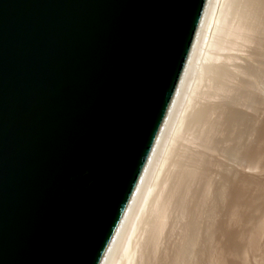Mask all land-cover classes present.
Here are the masks:
<instances>
[{"label":"water","instance_id":"1","mask_svg":"<svg viewBox=\"0 0 264 264\" xmlns=\"http://www.w3.org/2000/svg\"><path fill=\"white\" fill-rule=\"evenodd\" d=\"M207 0H0V264H101Z\"/></svg>","mask_w":264,"mask_h":264},{"label":"rangeland","instance_id":"2","mask_svg":"<svg viewBox=\"0 0 264 264\" xmlns=\"http://www.w3.org/2000/svg\"><path fill=\"white\" fill-rule=\"evenodd\" d=\"M213 2L141 201L126 223L128 234L119 237L122 246H116L107 264H221V258L226 264H264V231L256 248L246 244L249 236L242 239V256L224 251L226 232L245 237L243 209L234 216L227 205L233 184L247 175L264 179V163L245 154V148L259 144L257 129L264 119V18L251 0ZM234 114L238 117L231 121ZM250 186L254 197L257 185ZM262 210L264 204L255 211L258 219Z\"/></svg>","mask_w":264,"mask_h":264},{"label":"bare ground","instance_id":"3","mask_svg":"<svg viewBox=\"0 0 264 264\" xmlns=\"http://www.w3.org/2000/svg\"><path fill=\"white\" fill-rule=\"evenodd\" d=\"M252 1V3H253V6H255V8H256V10H258L259 11V13L261 14V16H263V18H264V13H263V15H262V13H261V11H264V0H251ZM212 2H213V0H207V3H206V6H205V9H204V12H203V15H202V18H201V21H200V24H199V27H198V31H197V33H196V36H195V39H194V42H193V45H192V48H191V51H190V53H189V57H188V59H187V62H186V65H185V68H184V71H183V74H182V76H181V79H180V81H179V84H178V86H177V90H176V92H175V95H174V97H173V100H172V103H171V105H170V108H169V110H168V112H167V116H166V118H165V121H164V123H163V126H162V128H161V130H160V133H159V135H158V138H157V140H156V143H155V145H154V147H153V150H152V152H151V154H150V157H149V159H148V161H147V164H146V166H145V168H144V170H143V173H142V175H141V177H140V180H139V183L137 184V187H136V189H135V192H134V194H133V196H132V198H131V200H130V202H129V204H128V207H127V209H126V211H125V214H124V216H123V218H122V220H121V222H120V224H119V226H118V229H117V231H116V233H115V235H114V237H113V239H112V241H111V243H110V245H109V247H108V249H107V251H106V253H105V255H104V258H103V260H102V262H101V264H107L109 261H110V259H111V257L113 256V254H114V252H115V248H116V246L118 245L117 243L120 241H118V239H119V237L123 234V232L125 233V231L124 230H126L127 229V227L128 226H126V223H127V221H129L128 219H129V217L132 215V211H133V209H134V207H135V205H136V203L138 202V203H140L139 201H141L140 200V195H141V191H142V188H143V186H144V182H145V179H146V176H147V174H148V171H149V168H150V165H151V163H152V161H153V158H154V156H155V153H156V151H157V149H158V146H159V144H160V142L162 141V138H164V133H165V130H166V126H167V124L169 123V120L172 118L171 116H172V114H173V111H174V108H175V105L177 104V102L178 101H180L179 99H181V94H182V90H183V86H184V84H185V80H186V77L188 76V74L190 73V71H191V69H192V63H193V59H194V56H195V53H196V51H197V47L199 46L198 45V43L199 42H201L200 41V39L202 38V36H204L203 35V33H205L204 31H205V29L207 30V19L209 18L208 17V13L210 14V9H211V4H212ZM217 3L219 2V1H216ZM215 2V3H216ZM214 3V2H213ZM216 5V4H215ZM217 6V5H216ZM251 6V5H250ZM254 8V9H255ZM214 11H215V9H214ZM215 14V13H214ZM210 16V15H209ZM214 16V15H213ZM219 16V15H218ZM255 16V15H254ZM208 17V18H207ZM218 19V18H217ZM209 21V20H208ZM213 22V21H212ZM231 24V23H230ZM212 26V25H211ZM262 27V26H261ZM211 28V27H210ZM252 31V30H251ZM230 32V31H229ZM204 39V38H203ZM203 41V40H202ZM206 42V41H205ZM204 42V43H205ZM209 42H210V40H209ZM203 44V43H202ZM199 52V51H198ZM199 55V54H198ZM212 58V57H211ZM196 61V60H195ZM195 68V67H194ZM190 81V80H189ZM189 84V83H188ZM187 86V85H186ZM186 89H187V87H186ZM185 96V95H184ZM180 104L182 103V102H179ZM180 107V106H179ZM178 111V110H177ZM259 112V111H258ZM178 114V113H177ZM199 114V113H198ZM236 114V113H235ZM234 114V116L232 117V119H231V121L233 120V121H236V119H237V115H235ZM197 115V114H196ZM177 116V115H176ZM201 116V114H199L198 115V117H200ZM249 117V116H248ZM175 118V117H174ZM205 118V117H204ZM251 119V118H250ZM259 120V119H258ZM183 121V120H182ZM260 122V123H259ZM259 122H257V123H259L260 124V126H259V129H257V132H258V141H259V144L257 143L258 141H256V143L258 144H256L255 143V148L256 149H253L254 147H249V148H245L246 149V151L249 149V151L248 152H245V154L246 155H248V158H250V159H255V161L257 160V161H259L260 163H264V119H261ZM242 124V123H241ZM258 124V125H259ZM258 125H256L257 127H258ZM235 127V126H234ZM253 128V127H252ZM170 130V129H169ZM252 130V129H251ZM255 130V129H254ZM256 135V134H255ZM254 136V135H253ZM256 136V137H257ZM167 138V137H166ZM249 143V142H248ZM201 147V146H200ZM214 147V146H213ZM216 149V148H215ZM250 149H252V150H250ZM214 150V149H213ZM244 154V153H243ZM246 155H244V158L246 157ZM246 160H247V158H245ZM250 159H248V160H250ZM251 160V161H252ZM254 163V162H253ZM252 170V169H251ZM189 174V173H188ZM252 175V174H251ZM248 177H250V176H246V178H245V176H243V177H241V179L239 180V182L238 183H236L235 182V184H233V187L231 188V189H233L232 190V192H231V190L229 191V193H230V195L228 194V196L230 197L229 199L228 198H226V199H228L227 201H228V204L227 205H229V207H230V209H231V212H233V215H234V213H236V212H238L239 213V211H237V209H240V207H241V209H243V213H242V215H239V216H241V219H240V223H241V225L243 224L244 226V228H243V230H244V233H245V237L243 236V232L242 231H240V232H242V236L244 237H241L240 235H239V233H237V234H235V235H237V236H235L234 234L233 235H231L230 233L229 234H227V232H226V234H227V236H226V234H224L225 235V240L227 239V242L225 241V243L226 244H224V251L225 252H228L227 254H235V255H238V256H240L239 255V253H240V248H241V246L243 245V246H245V243L244 244H242L243 242H246L244 239L246 238V235L247 236H249L248 238H249V240H248V242L250 243V244H248V243H246L248 246H251V249H253V248H256L257 246H258V243H259V240H260V238L259 237H261L260 235H262V231H264V216L263 217H261V219H258V218H260V217H256L258 214H255L256 212L255 211H258L259 209H261L262 208V204H264V179H260V180H258V179H253L252 177H250V178H252L253 180L251 181V180H249L250 178H248ZM254 177V176H253ZM149 178V177H148ZM186 178V177H185ZM257 178V177H256ZM198 180V179H197ZM257 180V181H256ZM148 183V182H147ZM147 183H146V185H147ZM251 184H256L257 185V188L256 189H258V190H256L257 191V194L256 195H253L254 197H251L250 196V191L249 190H251ZM145 185V186H146ZM249 186H250V189H249ZM252 186H255V185H252ZM256 187V186H255ZM146 187H144L143 189H145ZM175 189V188H174ZM144 191V190H143ZM180 191V190H179ZM252 192V191H251ZM143 193V192H142ZM254 193V192H253ZM224 194H226V193H223V195ZM143 195V194H142ZM141 195V196H142ZM222 195V194H221ZM220 195V196H221ZM222 195V196H223ZM252 195V194H251ZM148 196V195H147ZM221 196V197H222ZM225 196V195H224ZM226 197V196H225ZM149 198V197H148ZM221 199V198H220ZM181 200V199H180ZM144 202V201H143ZM145 202H146V200H145ZM143 205H145V204H143ZM226 205V204H225ZM138 207V206H137ZM136 207V208H137ZM219 207V206H218ZM228 208V207H227ZM229 209V208H228ZM161 211V210H160ZM236 211V212H235ZM242 210H240V212H241ZM249 211H250V213H249ZM262 211H264V210H262ZM253 212H254V214H253ZM134 213V212H133ZM135 214V213H134ZM161 214V213H160ZM214 214H216V213H214ZM237 214V213H236ZM233 215H232V218H234V220H235V217H233ZM256 215V216H255ZM235 216V215H234ZM237 216V215H236ZM239 216H238V218H239ZM132 217H134V215L132 216ZM263 218V219H262ZM132 219L133 218H131V221H132ZM237 220V219H236ZM130 221V222H131ZM193 224V223H192ZM130 225V224H129ZM195 225V224H194ZM126 226V227H125ZM190 227H194V226H191L190 225ZM126 228V229H125ZM194 228H196V227H194ZM128 229H129V227H128ZM158 230V229H157ZM191 230V229H190ZM197 230V229H196ZM245 230L248 232L247 234H246V232H245ZM127 231V230H126ZM224 231H225V229H224ZM191 232V231H190ZM195 232V231H194ZM127 233V232H126ZM126 233H125V236H127L126 235ZM128 234V233H127ZM190 234V233H189ZM248 234H250V235H248ZM191 236H192V234H191ZM195 236V235H194ZM122 237V236H121ZM227 237V238H226ZM241 237V238H240ZM191 238V237H190ZM190 238L188 237V240L190 241ZM124 239H125V237H124ZM187 239V238H186ZM241 239V241L239 242V240ZM242 239H243V242H242ZM192 240H193V238H192ZM194 240H195V237H194ZM124 240H122V242H123ZM188 241V242H189ZM196 241V240H195ZM193 242V241H192ZM242 245H241V244ZM124 244V243H123ZM130 244V243H129ZM128 244V245H129ZM190 244H192V243H190ZM193 244L195 245V243L193 242ZM241 246H240V245ZM246 245V246H247ZM118 246H120V245H118ZM122 246V245H121ZM120 246V247H121ZM247 246V247H248ZM130 247V246H129ZM204 247V246H203ZM226 247V248H225ZM247 247H244V248H247ZM253 247V248H252ZM119 248V247H118ZM243 248V247H242ZM243 248V249H244ZM181 249V248H180ZM250 249V248H249ZM182 251V253H183V249H181ZM119 251H120V248H119ZM242 251V250H241ZM243 252V251H242ZM182 253H180V254H182ZM116 254V253H115ZM120 254V253H119ZM241 254V256L243 255V253H240ZM183 256V255H182ZM222 256V255H221ZM227 257V256H226ZM229 258V257H228ZM232 258V257H231ZM235 258V257H234ZM236 258H237V256H236ZM240 257H238L237 259H239ZM113 259V258H112ZM129 259V258H128ZM180 259V258H179ZM241 259V258H240ZM236 260V259H235ZM112 261H114V260H112ZM112 261H111V263H112ZM239 261V260H238ZM237 261V262H238ZM115 262V261H114ZM113 262V263H114ZM175 262V261H174ZM112 263V264H113ZM179 263V262H178ZM220 263L221 264H226L225 263V261L221 258V260H220Z\"/></svg>","mask_w":264,"mask_h":264}]
</instances>
